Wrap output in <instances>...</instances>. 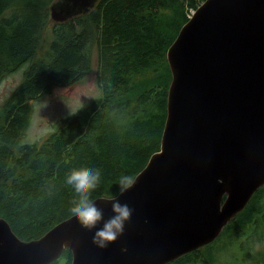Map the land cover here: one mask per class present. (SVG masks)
<instances>
[{
    "label": "trees",
    "instance_id": "16d2710c",
    "mask_svg": "<svg viewBox=\"0 0 264 264\" xmlns=\"http://www.w3.org/2000/svg\"><path fill=\"white\" fill-rule=\"evenodd\" d=\"M205 1L99 0L82 16L53 22V39L38 57L50 8L64 0H0V82L27 66L0 111V217L21 240L40 239L73 217L76 194L65 184L70 169L99 168L102 180L92 199L114 198L118 177L135 179L160 151L172 80L167 51L190 11ZM93 45L102 96L41 144H21L32 102L94 71ZM224 235L245 248L261 241L262 250L248 254L246 264H264V187L215 242L169 264H215L207 249ZM60 259L53 264H72L71 251Z\"/></svg>",
    "mask_w": 264,
    "mask_h": 264
},
{
    "label": "water",
    "instance_id": "95a60500",
    "mask_svg": "<svg viewBox=\"0 0 264 264\" xmlns=\"http://www.w3.org/2000/svg\"><path fill=\"white\" fill-rule=\"evenodd\" d=\"M99 0L50 8L61 23ZM68 3L73 8L69 10ZM78 9V10H76ZM76 10V11H75ZM172 80L160 151L92 230L71 217L23 241L0 217V264H169L215 242L264 187V0H206L167 51ZM119 200L133 209L105 248L95 232Z\"/></svg>",
    "mask_w": 264,
    "mask_h": 264
},
{
    "label": "rangeland",
    "instance_id": "374dc122",
    "mask_svg": "<svg viewBox=\"0 0 264 264\" xmlns=\"http://www.w3.org/2000/svg\"><path fill=\"white\" fill-rule=\"evenodd\" d=\"M85 12H77L74 16H82ZM47 24L38 57L47 49L53 39L52 19ZM91 53L94 68L91 74L77 83L56 88L52 94L39 97L32 102L29 125L20 138L21 144H41L57 129L63 120L76 115L102 96V91L97 84V51L95 45L92 46ZM26 68L27 66L19 69L0 82V111L10 94L21 84ZM250 233H253L252 228ZM259 234H261V231H259ZM234 240V237L227 238L224 235L218 240L217 244L207 249V251L209 249L213 250L215 264H246L248 254L254 256L262 250L261 241L255 246L254 244H246L245 248L240 244L239 246ZM238 240H245V238L238 237ZM64 263L65 261L62 260L59 264Z\"/></svg>",
    "mask_w": 264,
    "mask_h": 264
},
{
    "label": "clouds",
    "instance_id": "9594fccd",
    "mask_svg": "<svg viewBox=\"0 0 264 264\" xmlns=\"http://www.w3.org/2000/svg\"><path fill=\"white\" fill-rule=\"evenodd\" d=\"M102 180L99 168L80 166L72 168L65 176V184L70 186L76 194L72 201L69 213L75 217L82 227L92 230L103 220V211L99 209L92 199V193ZM135 179L123 174L117 179V189L120 194L127 192L134 186ZM114 215L103 222V227L95 232L93 243L99 248H105L115 242L122 235L125 223L130 220L133 209L119 200L112 203Z\"/></svg>",
    "mask_w": 264,
    "mask_h": 264
},
{
    "label": "built area",
    "instance_id": "2783aa9c",
    "mask_svg": "<svg viewBox=\"0 0 264 264\" xmlns=\"http://www.w3.org/2000/svg\"><path fill=\"white\" fill-rule=\"evenodd\" d=\"M194 12H195L194 10H191V11H190V15H188V18H189V19L193 16Z\"/></svg>",
    "mask_w": 264,
    "mask_h": 264
}]
</instances>
